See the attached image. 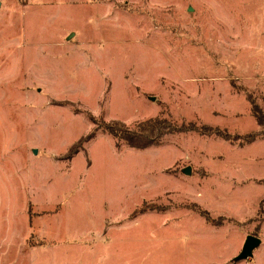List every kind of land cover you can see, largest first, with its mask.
Here are the masks:
<instances>
[{"label": "rangeland", "instance_id": "rangeland-1", "mask_svg": "<svg viewBox=\"0 0 264 264\" xmlns=\"http://www.w3.org/2000/svg\"><path fill=\"white\" fill-rule=\"evenodd\" d=\"M256 113L264 0H0V264H264Z\"/></svg>", "mask_w": 264, "mask_h": 264}, {"label": "trees", "instance_id": "trees-1", "mask_svg": "<svg viewBox=\"0 0 264 264\" xmlns=\"http://www.w3.org/2000/svg\"><path fill=\"white\" fill-rule=\"evenodd\" d=\"M257 115V113H256ZM257 118L261 124L264 121ZM136 129L128 128L125 124L119 122H109L101 125L102 129L116 139L118 146L122 142L137 149H145L153 145H159L163 141L161 138L169 132H172L170 124L159 116L150 118L136 124ZM246 141L252 142L256 139L255 134L246 135Z\"/></svg>", "mask_w": 264, "mask_h": 264}, {"label": "water", "instance_id": "water-1", "mask_svg": "<svg viewBox=\"0 0 264 264\" xmlns=\"http://www.w3.org/2000/svg\"><path fill=\"white\" fill-rule=\"evenodd\" d=\"M189 172L190 170L187 169L186 173H189ZM261 242L262 240L260 237L256 235H248L244 242L242 251L240 252L238 256H236V259L243 260V259L252 257L254 255V250L261 245Z\"/></svg>", "mask_w": 264, "mask_h": 264}]
</instances>
